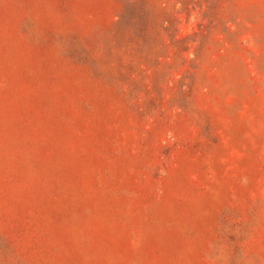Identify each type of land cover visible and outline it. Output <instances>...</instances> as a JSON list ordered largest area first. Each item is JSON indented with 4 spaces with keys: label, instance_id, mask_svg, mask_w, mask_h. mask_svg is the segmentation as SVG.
I'll return each instance as SVG.
<instances>
[{
    "label": "rangeland",
    "instance_id": "rangeland-1",
    "mask_svg": "<svg viewBox=\"0 0 264 264\" xmlns=\"http://www.w3.org/2000/svg\"><path fill=\"white\" fill-rule=\"evenodd\" d=\"M0 264H264V0H0Z\"/></svg>",
    "mask_w": 264,
    "mask_h": 264
}]
</instances>
